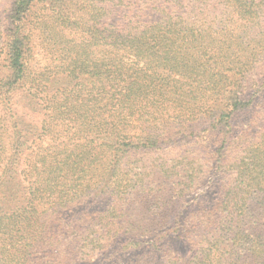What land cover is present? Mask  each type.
Returning <instances> with one entry per match:
<instances>
[{"label":"trees","instance_id":"trees-1","mask_svg":"<svg viewBox=\"0 0 264 264\" xmlns=\"http://www.w3.org/2000/svg\"><path fill=\"white\" fill-rule=\"evenodd\" d=\"M0 106V264H264V0H0Z\"/></svg>","mask_w":264,"mask_h":264},{"label":"rangeland","instance_id":"rangeland-1","mask_svg":"<svg viewBox=\"0 0 264 264\" xmlns=\"http://www.w3.org/2000/svg\"><path fill=\"white\" fill-rule=\"evenodd\" d=\"M91 1H94V3H95L96 0H91ZM36 36H39V35H36ZM73 36L78 38V35H75V34H71L70 37H73ZM37 42L39 43L38 40H37ZM36 49H37V55L35 57L36 60L33 61L32 66H36V67L42 69L50 62V58H47L48 57L47 53L44 51V49L40 45H38V47ZM0 113H1V106H0ZM34 117H35V120H36V116L35 115H34ZM212 139L213 138L210 139L209 136L206 137L205 140H204V144L208 145L211 142ZM24 168H25V166H23V163H22V165H19L17 167V169L19 170V174H20V180H22V181L24 180V177H25L24 176V174H25L24 173L25 172ZM196 202L197 201L194 200L191 204H195ZM123 244L124 243H122V245ZM111 251H112L111 249L106 250V255H104V256L102 255L103 253L97 252L93 256V258H94L93 264H100V263L110 264L108 260L110 259V252ZM150 251H152V250L148 249V247L138 248L135 251L134 250H129V256H135V254H139V253H148ZM154 254H157V253L154 252Z\"/></svg>","mask_w":264,"mask_h":264}]
</instances>
